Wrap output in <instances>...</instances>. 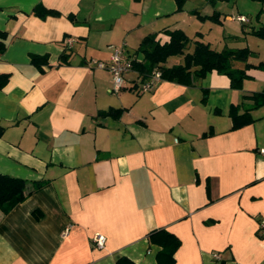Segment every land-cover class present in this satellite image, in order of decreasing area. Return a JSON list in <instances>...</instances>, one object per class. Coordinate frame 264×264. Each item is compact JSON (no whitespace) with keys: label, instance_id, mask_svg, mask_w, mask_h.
Returning <instances> with one entry per match:
<instances>
[{"label":"crops","instance_id":"crops-1","mask_svg":"<svg viewBox=\"0 0 264 264\" xmlns=\"http://www.w3.org/2000/svg\"><path fill=\"white\" fill-rule=\"evenodd\" d=\"M246 3L186 0L179 10L175 0H0V73L8 74L0 173L26 180L30 192L0 210V264H116L119 255L157 264L147 235L159 228L180 240L174 264H264V105L238 128L229 115L231 105L252 104L245 96L264 88V70L246 69L240 88L213 70L141 91L147 77L133 67L113 91L111 72L91 61L108 62L117 45L141 62L145 36L164 43L178 29L190 39L186 52L195 40L247 47L256 65L264 42L251 31L264 27V1ZM36 4L56 14L40 17ZM214 12L218 22L198 16ZM109 110L119 112L101 114ZM96 233L102 247L91 242Z\"/></svg>","mask_w":264,"mask_h":264},{"label":"trees","instance_id":"trees-1","mask_svg":"<svg viewBox=\"0 0 264 264\" xmlns=\"http://www.w3.org/2000/svg\"><path fill=\"white\" fill-rule=\"evenodd\" d=\"M139 1V0H136ZM186 0H175L177 8L182 9ZM264 1V0H260ZM32 12L40 17H45L48 14H56L55 11L46 9L41 4H36ZM197 13V12H196ZM198 16L201 19L209 18L213 21H219V14L214 12L209 16ZM255 36L264 38V27L252 30ZM169 40L160 43L154 39L153 34L145 36L139 44L138 51L143 54L141 62H135L133 67L136 68L144 77H148L154 68L161 72V79L175 81L183 84H190L195 78L203 77L208 72L215 70L218 73L225 74L230 79V85L233 88H240L242 81L248 75L246 69L250 67L260 68L264 70V60L253 65L247 63L248 57L251 55V50L247 47L242 48H225L223 50H215L209 44L195 40L191 51H185L186 45L190 39L181 30L175 29L168 32ZM5 38V33L0 31V52L4 49L2 39ZM183 60L180 64L166 66L164 63L170 56L182 55ZM232 60L245 62L243 68L237 69L232 67ZM38 58L32 56V62L36 63ZM45 61V59H44ZM8 80V74L0 73V88L3 87ZM251 99L252 104L245 108L243 112H239V105H231L229 115L232 119V128H238L245 124L251 123L254 118L251 115V110L258 106L264 105V88L260 91H254L245 96ZM119 112V110L105 111L102 115ZM2 128L0 127V134ZM27 181L0 173V210L7 214L14 206L23 201L30 193L26 191ZM36 187L40 183L35 184ZM38 216V215H36ZM148 242L159 246L156 253L157 264H174V253L180 246L179 238L163 229H154L147 235ZM116 264H136L133 260L124 255L116 257Z\"/></svg>","mask_w":264,"mask_h":264},{"label":"built area","instance_id":"built-area-1","mask_svg":"<svg viewBox=\"0 0 264 264\" xmlns=\"http://www.w3.org/2000/svg\"><path fill=\"white\" fill-rule=\"evenodd\" d=\"M240 22L247 21L246 17L243 15H237L235 17ZM72 40L66 39L65 44L67 47L71 46ZM111 54L109 56L108 62L92 59V63L99 68H107L112 74V90L118 91L123 83H124V76L128 73L132 68L135 59L127 55L123 46L117 45H110ZM161 80V72L159 69L154 68L151 73L148 75L147 79L143 81L139 86L141 91H150L152 90L157 83ZM261 153H264V149H260ZM69 230V226H65L63 229L62 234L65 235ZM258 231L264 234V218L260 219L258 222ZM106 241V237L103 234H94L91 237V242L96 247H102ZM214 259H219L220 254L214 253Z\"/></svg>","mask_w":264,"mask_h":264},{"label":"rangeland","instance_id":"rangeland-1","mask_svg":"<svg viewBox=\"0 0 264 264\" xmlns=\"http://www.w3.org/2000/svg\"><path fill=\"white\" fill-rule=\"evenodd\" d=\"M250 1H251V0H246V2H247L246 5L249 4ZM260 13H261V12H260ZM243 16L246 17L247 21H250V17H249V16H247V15H243ZM252 20H253L254 22H256L255 15L252 17ZM247 23H249V22H247ZM254 38H256L255 41H257V42H264V38H261V37H258V36H255ZM261 50L264 51V49H261Z\"/></svg>","mask_w":264,"mask_h":264}]
</instances>
